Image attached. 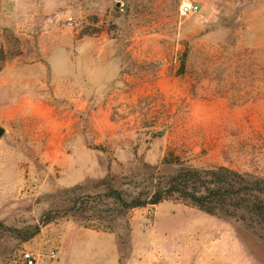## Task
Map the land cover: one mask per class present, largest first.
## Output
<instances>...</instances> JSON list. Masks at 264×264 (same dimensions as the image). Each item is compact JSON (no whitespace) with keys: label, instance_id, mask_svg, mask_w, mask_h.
Instances as JSON below:
<instances>
[{"label":"rangeland","instance_id":"rangeland-1","mask_svg":"<svg viewBox=\"0 0 264 264\" xmlns=\"http://www.w3.org/2000/svg\"><path fill=\"white\" fill-rule=\"evenodd\" d=\"M0 127V264H264L250 226L128 207L264 177V0H0Z\"/></svg>","mask_w":264,"mask_h":264},{"label":"trees","instance_id":"trees-1","mask_svg":"<svg viewBox=\"0 0 264 264\" xmlns=\"http://www.w3.org/2000/svg\"><path fill=\"white\" fill-rule=\"evenodd\" d=\"M171 196L188 201L206 214L236 221L246 229L250 226L264 243V177L239 174L224 167L206 171L190 168L187 173L174 176L163 195L158 191L149 202L134 200L128 207L156 205Z\"/></svg>","mask_w":264,"mask_h":264},{"label":"built area","instance_id":"built-area-1","mask_svg":"<svg viewBox=\"0 0 264 264\" xmlns=\"http://www.w3.org/2000/svg\"><path fill=\"white\" fill-rule=\"evenodd\" d=\"M200 10V6L197 3H183L181 4L179 8V14L180 16H188L194 13H197ZM68 25L73 24V20L71 17L68 18ZM55 254L52 252L51 257L53 258ZM39 258L38 255L29 252V251H24L21 254V262L22 264H37Z\"/></svg>","mask_w":264,"mask_h":264},{"label":"water","instance_id":"water-1","mask_svg":"<svg viewBox=\"0 0 264 264\" xmlns=\"http://www.w3.org/2000/svg\"><path fill=\"white\" fill-rule=\"evenodd\" d=\"M3 133H4V129L0 127V137L2 136Z\"/></svg>","mask_w":264,"mask_h":264}]
</instances>
